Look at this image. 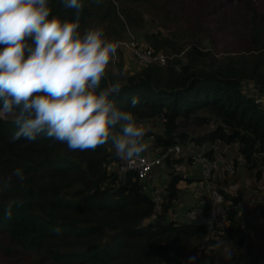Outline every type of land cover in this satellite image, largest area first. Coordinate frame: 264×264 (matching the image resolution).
<instances>
[{
    "label": "trees",
    "instance_id": "obj_1",
    "mask_svg": "<svg viewBox=\"0 0 264 264\" xmlns=\"http://www.w3.org/2000/svg\"><path fill=\"white\" fill-rule=\"evenodd\" d=\"M120 2L117 9L112 0H101L99 5L83 0L81 30L99 26L107 39L115 41L126 27L140 25V4L167 14L157 0ZM49 6L50 15L74 19L73 10L65 9L61 0H49ZM258 17L251 16L248 48L257 49L256 53L218 56L198 38L183 44L159 31L145 32L152 49L184 54L170 58L166 54L164 64L149 63L132 72L123 71L120 55L118 72L107 69L101 86L120 83L117 105L132 111L136 121L158 119L161 131L149 130L144 137H153L152 147L159 154L187 140L198 145L236 143L244 166L264 178V15L262 20ZM250 79L260 100L242 90L243 81ZM133 97L139 99L135 108L131 107ZM212 119L213 127L200 134L184 129ZM15 130L12 119H0V178L16 168L25 174L23 184L13 177L9 190L0 194V253L6 258L0 264H189L192 256L196 259L191 264L208 263L203 242L207 226L164 215L177 199L183 174L169 171L158 203L156 194L157 200L143 189L134 170H120L123 161L111 143L85 151L70 150L43 135L34 142L21 138L13 143L10 137ZM175 157L167 154L164 162L183 160ZM220 190L229 201L226 229L235 239V248L222 264H264L258 254L242 251L244 238L233 229L240 195ZM10 203L12 217L4 219L3 211ZM158 205L161 211L155 214ZM194 238L199 243L193 246Z\"/></svg>",
    "mask_w": 264,
    "mask_h": 264
},
{
    "label": "clouds",
    "instance_id": "obj_2",
    "mask_svg": "<svg viewBox=\"0 0 264 264\" xmlns=\"http://www.w3.org/2000/svg\"><path fill=\"white\" fill-rule=\"evenodd\" d=\"M61 3L73 10L74 19L50 15L49 0H0V119L10 117L16 126L10 142H34L43 135L80 151L111 143L130 167L148 150L145 131L132 111L117 105L122 85L101 86L119 45L102 27L81 30L83 0ZM138 104L133 97L131 107ZM13 177L25 180L23 171L14 169L0 178V194ZM12 207L4 209V219H11ZM195 259L189 257V264Z\"/></svg>",
    "mask_w": 264,
    "mask_h": 264
},
{
    "label": "rangeland",
    "instance_id": "obj_3",
    "mask_svg": "<svg viewBox=\"0 0 264 264\" xmlns=\"http://www.w3.org/2000/svg\"><path fill=\"white\" fill-rule=\"evenodd\" d=\"M112 1L116 5L117 9L120 8V0ZM157 1L160 2L159 5L165 10L167 13L166 15H163L162 12H159L162 10H157L149 4H140L139 7L143 13L140 25L138 27H126L125 32H123L120 37H116L115 39L126 37L125 34L127 32V28H129L147 45H149V43L144 38L145 32L155 33L159 31L163 34V36L175 39L178 42H183V44H188L191 37L198 38L201 40L202 46L210 48L218 56H223L228 53L251 54L258 52L257 49H248L251 42L252 33L251 16L253 13H255L259 16L258 19L262 20L263 17L261 16L264 15V0ZM153 50L167 54L168 58L172 57L173 55L182 56L184 54V51L179 53L173 52L169 54L163 48H160L159 50L153 48ZM125 52L126 51L122 50L119 51V56L121 55L123 60V71L132 72L142 67V65L137 61H134L137 63V66L135 64L133 65V63L128 60V54H125V59L123 57ZM118 59L115 61L111 60L108 66V69L115 73L118 72ZM255 86L256 85L253 80H244L242 90L247 95H251L259 99L260 97ZM9 119L12 118L9 117ZM137 123L145 132L149 130L156 132L161 131V126L157 118L137 121ZM212 127L213 119L210 121V123L204 124L203 126L194 124L184 127V129L185 131H188L192 134H200ZM143 139L144 142L149 146L145 153L149 155L159 154V150L152 147V136L144 137ZM148 139L150 141H148ZM182 145V152L175 158L179 157L183 160L181 162H173L172 164H167L163 160L162 167H164V170L167 172L173 171L179 174L191 173L197 175L199 173V169L191 162L189 155L196 149L197 146H200L205 152L208 150H213L211 156L220 160L219 166L213 174L212 179L214 183H216L220 189L222 188L229 195H240V201L236 206L238 210L237 222L233 229L240 230L241 232L239 233L244 238L242 251L246 253V251L249 250L258 254L260 262L264 263V178H257L254 171L251 172L244 166L243 159L238 154L236 143L225 144L223 142L216 141L214 143L205 142L201 145H198L192 140H187V142ZM230 159H232L234 163L235 159L237 160V164L235 163L236 168L234 172L224 170L225 160ZM162 172L164 173V171ZM157 176L158 181L160 182H158V188H156V192L158 203H160L162 194L165 192V178L162 173H159ZM183 177L185 178L184 175ZM183 179L178 184L179 191L180 189L183 191L184 187L188 186L191 190L188 192L191 198L193 196L192 190H195L198 186L199 191V187L201 186L200 192L202 194L197 198H203L205 187L201 179L198 178L194 181V183L191 181H185ZM149 194L153 196L155 200H157L153 193L149 192ZM181 197L177 200L179 205H182ZM225 204H229V201L226 199ZM176 207L177 206L173 205L164 213L167 219H176L173 216V211ZM160 211L161 209L158 205L157 209L155 210V214L160 213ZM176 214L177 213H175V215ZM215 225L216 229L215 227L208 228L207 235L203 237L204 251L208 256V263L206 264H222V260L227 255V253H232L231 250L235 248V239L226 229L227 223H217ZM209 238L211 239L210 243ZM196 242L199 243L197 239H192L193 246L196 244ZM4 259L6 258L0 253V261H4Z\"/></svg>",
    "mask_w": 264,
    "mask_h": 264
},
{
    "label": "built area",
    "instance_id": "obj_4",
    "mask_svg": "<svg viewBox=\"0 0 264 264\" xmlns=\"http://www.w3.org/2000/svg\"><path fill=\"white\" fill-rule=\"evenodd\" d=\"M125 35L126 37L115 40L119 46L112 61L118 59L119 51L122 50L129 52L132 58L142 66L149 63H165L167 55L160 51H154L141 38H138L132 30L127 28ZM197 147L189 155V158L199 169L200 179L204 184L205 192L199 203H194L187 207L183 215L176 219L182 218L188 222H194L205 225L207 228H213L217 223H227V206L225 204L224 195L212 179L214 172L219 166L220 160L208 156L200 146ZM181 152L182 146L175 144L170 147L165 154L149 155L147 153H142L140 159L134 162L130 167L127 162L123 161L120 165V170H134L138 180L143 182V185H149L150 188L151 182L156 178L154 169L156 167H162L165 155L170 154L175 157ZM235 168L236 164L232 159L225 160L224 170L234 172Z\"/></svg>",
    "mask_w": 264,
    "mask_h": 264
},
{
    "label": "crops",
    "instance_id": "obj_5",
    "mask_svg": "<svg viewBox=\"0 0 264 264\" xmlns=\"http://www.w3.org/2000/svg\"><path fill=\"white\" fill-rule=\"evenodd\" d=\"M125 54H128V60L131 63H133V65L135 64L137 66V63L134 62L135 60L132 58V56L130 55V53L129 52H125L124 53V56L123 57L126 59ZM148 141H150V140H148ZM162 171H164V173ZM159 173H162L164 175V178H165L164 187H165L166 181L169 179L170 176H169V172H167V171L164 170V167H161V168H157L156 167L154 169V174H155L156 178H155V180L153 182H151V187L150 188H149V185L148 186L146 184L143 185V189L144 190H146L147 192L153 193V195L156 194V196H157V192H156L157 190H156V188H158L157 187L158 186V182H160V181H158V176H157ZM183 175L185 176V178L183 180H185V181H191L193 183L198 178L200 179V174L199 173L197 175L191 174V173H185ZM181 181H182V179L179 182H181ZM200 187H199V191H198V186H197V188L195 190H192L193 196L191 198H190V195L188 193L191 190L189 189L188 186L184 187V190L183 191H181V189H180V191H178L177 199L174 202V205L177 206L175 208V210L173 211L174 218H178V217L182 216L183 213H184V210L187 207H189V205H192L193 202H195V203H199L200 202V200L202 199V197L201 198H197L198 196H201V194H202L200 192L201 191ZM179 188H180V185H179ZM180 197H181V203H182V205H179L178 202H177V200ZM184 203H189V204H184ZM175 213H177V214L175 215Z\"/></svg>",
    "mask_w": 264,
    "mask_h": 264
}]
</instances>
